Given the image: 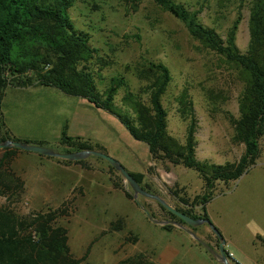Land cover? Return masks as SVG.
Returning <instances> with one entry per match:
<instances>
[{"label": "rangeland", "instance_id": "obj_1", "mask_svg": "<svg viewBox=\"0 0 264 264\" xmlns=\"http://www.w3.org/2000/svg\"><path fill=\"white\" fill-rule=\"evenodd\" d=\"M174 1L196 13L202 24L214 29L224 40L239 19L236 44L242 52L247 51L253 0ZM71 16L76 27L87 33L91 44L99 50L100 58L92 63L99 90L105 91L114 78L123 77L127 83L119 89L116 105L122 106L127 92L139 94L148 102L149 96L142 91L147 81L139 77L138 71L148 62L163 63L172 74L163 96L169 134L181 143L186 140L189 119L182 116L179 103L186 92L197 120L198 160L223 165L242 157L245 145L234 141L232 117H239L244 84L220 55L204 48L191 36L181 20L153 0H143L137 5L127 0H75ZM1 114L0 123L3 119L10 134L25 142L63 153L70 150L61 144L66 133L93 147L98 145L129 172L144 174V186L174 209H188L195 216L204 214L195 203L205 193L198 172L182 165L152 161L147 144L134 139L116 117L83 105L80 98L52 87H8ZM13 151L10 150L11 172L20 179L31 174L49 191H54L57 176L63 175L70 184L77 178L74 173H65L42 162V159L55 158L25 150L23 156L16 158ZM3 154L2 149L0 159ZM86 162L95 167L94 171L108 170L113 187L119 190L113 199L109 196L108 202L112 204L115 200V203L108 215H103L101 210L106 197L96 192L84 197L77 190L65 197L64 203H57L60 198L56 196L28 195L25 188L22 192L12 189L6 194L0 191V207L14 211L21 219H29L39 212L68 206V216L60 222L69 230L72 254L83 259L80 264H118L139 253L158 264L166 256H171L168 264H222L193 236L219 252L220 240L209 225L191 227L179 217L173 218L156 200L142 195L136 197L108 161L91 156ZM121 191L129 192L134 199H128ZM214 193L206 204V212L226 241L225 250L231 264L240 263L230 252L244 264H264V245L257 240L264 239V138L257 163L239 180L217 183ZM179 198L196 206H184ZM143 208L156 220L173 226L172 230L167 231L163 229L165 225L151 221ZM118 217L125 219L126 227L112 232L109 223ZM129 237L139 240L129 241Z\"/></svg>", "mask_w": 264, "mask_h": 264}, {"label": "trees", "instance_id": "obj_2", "mask_svg": "<svg viewBox=\"0 0 264 264\" xmlns=\"http://www.w3.org/2000/svg\"><path fill=\"white\" fill-rule=\"evenodd\" d=\"M127 1L137 5L143 0ZM153 1L181 20L204 48L220 55L244 84L239 100V117H232L234 141L245 145V152L238 161L218 165L198 160L197 120L193 103L186 92L179 98L180 112L189 119L186 140L181 143L169 134L168 110L163 104V96L172 74L163 63L148 62L145 68L138 71L139 77L147 81L142 91L149 96L148 102L139 94L127 92L122 106L116 105L119 89L127 86L123 77L114 78L111 86L101 92L92 68L93 61L100 58L99 50L72 19L71 8L75 0H0V115L8 87H52L66 95L86 99L115 116L134 139L147 144L152 161L182 165L198 172L204 182L205 193L195 203L203 209V216H195L188 209L177 210L194 219H209L206 204L215 196L216 184L239 180L261 156V141L264 138V0H253L250 42L246 52H242L236 44L239 19L224 40L214 29L202 24L197 14L186 6L174 0ZM9 139L23 141L14 138L1 119L0 143ZM61 144L70 148L65 153L103 149L79 138H70L66 133H63ZM58 161L73 163L62 159ZM12 162L9 148L5 149L0 159V191L4 194L12 189L22 192L25 188L23 180L11 172ZM74 163L87 166L86 160ZM131 174L150 192L143 184L144 174ZM124 193L128 199H134L129 192ZM179 201L184 206H196L189 205L184 198H179ZM162 208L165 209L164 206ZM68 210V206H61L31 215L29 219H21L14 211L0 207V264H80L83 259L72 254L68 244L69 230L60 222L61 218L68 216ZM167 212L179 219L172 212ZM125 224V219L120 217L111 222L110 231H123ZM172 228L171 225L163 226L167 231ZM131 238L127 240H139L138 237ZM257 240L264 243L262 238ZM118 264L158 263L139 253Z\"/></svg>", "mask_w": 264, "mask_h": 264}, {"label": "crops", "instance_id": "obj_3", "mask_svg": "<svg viewBox=\"0 0 264 264\" xmlns=\"http://www.w3.org/2000/svg\"><path fill=\"white\" fill-rule=\"evenodd\" d=\"M37 87H39V86H37ZM23 89H25V88H23ZM80 99H82V98H80ZM82 104L85 106H92L98 110L106 112L109 115H112L105 110H102V109L95 107L93 104H91L86 99H82ZM13 137L17 138L14 135H13ZM17 139H19V138H17ZM0 150H2V149H0ZM3 150L5 151V149H3ZM10 150H14L13 154H14V157H16V158L17 157L20 158L24 154L22 149L9 148V151ZM63 153H65V152H63ZM50 158H54V157H50ZM42 160H43L42 162H48L49 164H52V166L57 167L59 170L64 171L65 173L76 174L77 178L74 182H72L71 184L68 182L69 183L68 184L67 181L64 179L65 177H63V175H61V176L59 175L56 177V179L54 178L56 181L55 182L56 184L54 185L55 186L54 191H49V188H47L45 185L40 184L38 182V179L35 178V176H33L31 174L22 176L21 179L24 182V187H25L26 193L28 195L56 196V197L60 198V201L57 203H64L65 197L72 195V193L76 190L79 192L80 196H84V197H88V196L92 195L94 192H96V195L106 197L105 198L106 203H102L103 205L101 206V210H102L103 215H108V211H109L110 206L115 203V200H113L112 204L108 202L109 196L110 197L112 196L111 199H113L114 193L119 191L113 187V184L111 181V174L108 170L94 171L95 167L90 165V163H86L87 166L85 167L82 164L74 163V161H73V163H64V162L58 161V158L42 159ZM37 190H39V191H37ZM121 192H123V191H121ZM118 218H120V217H118ZM109 224H111V222ZM260 244H262V243H260ZM263 245H264V243H263ZM230 255L233 257L234 260H236L240 264H244L239 259L236 258L235 253L230 252ZM169 259H171V256H166L164 258L161 257V263L160 264H168L169 261H167V260H169Z\"/></svg>", "mask_w": 264, "mask_h": 264}, {"label": "water", "instance_id": "obj_4", "mask_svg": "<svg viewBox=\"0 0 264 264\" xmlns=\"http://www.w3.org/2000/svg\"><path fill=\"white\" fill-rule=\"evenodd\" d=\"M8 148H17L22 149L25 151H31L39 153L40 155L48 156V157H54L62 160H68V161H81L86 160L91 156H96L99 158H102L110 163V165L117 170L121 176L124 178V180L131 186L133 189L135 196L138 195L145 196L147 198L156 200L158 203H160L162 206H164L166 209H168L170 212L175 214L177 217H179L184 223L190 225L191 227H197L203 224L209 225V227L212 229V231L215 233V235L220 240L219 245V252L215 250L213 247L208 245L206 242L201 240L196 235H193L197 241H199L208 251L211 253V255L216 258L218 261H220L222 264H231L227 251L225 250V244L226 241L224 240L222 234L218 230V228L211 222L210 219H194L176 209H174L171 205H169L162 197L159 195H155L153 193H150L146 191L140 183L134 178V176L116 159L109 156L108 154L97 151V150H83V151H77V152H71V153H62L59 152L53 148L37 145V144H30L25 141H17L13 139L6 140L2 143H0V149H8ZM144 209V208H143ZM147 216L151 221L158 225H165L166 222L156 220L151 216V214L144 209Z\"/></svg>", "mask_w": 264, "mask_h": 264}]
</instances>
